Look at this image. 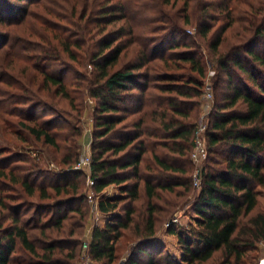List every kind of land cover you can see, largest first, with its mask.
Listing matches in <instances>:
<instances>
[{
  "label": "trees",
  "instance_id": "1",
  "mask_svg": "<svg viewBox=\"0 0 264 264\" xmlns=\"http://www.w3.org/2000/svg\"><path fill=\"white\" fill-rule=\"evenodd\" d=\"M60 2L0 0V52L28 62L12 82L0 80L10 88L0 97L12 101L21 131L59 153L62 167H28V156L0 150V264H73L82 252L90 209L85 173L72 169L80 132L58 107L80 114L84 93L95 104L88 179L99 212L111 217L92 229L88 260L115 264L125 240L133 245L124 264H251L248 254L264 241V0ZM29 22L23 59L2 27ZM55 64L64 68L50 70ZM87 64L91 72L81 74ZM209 65L207 159L191 206L195 224L183 229L199 247L168 227L177 259L159 225L192 190L189 156ZM70 71L75 82L67 83ZM110 186L118 195L101 199Z\"/></svg>",
  "mask_w": 264,
  "mask_h": 264
},
{
  "label": "rangeland",
  "instance_id": "2",
  "mask_svg": "<svg viewBox=\"0 0 264 264\" xmlns=\"http://www.w3.org/2000/svg\"><path fill=\"white\" fill-rule=\"evenodd\" d=\"M56 3L61 4V0H53ZM60 6V5H59ZM31 22L24 23L22 26L18 27L16 30L13 28H6L2 27L3 31H6L11 35V39L14 41L15 47V53L21 58H25L27 55H29L30 51H23L21 50L20 46L22 43H20V38L25 37L26 35L24 32H29L33 28ZM193 34L194 30L191 29L190 31ZM24 46V45H23ZM25 48H27L25 46ZM13 52L12 50L3 51L0 52V80L5 82V78H10L9 81L12 82V77L18 76L22 70L27 66V61H20L17 62L16 59L12 57ZM207 59V57H205ZM68 66H71V63H67ZM63 69L64 66H61L59 64H55L51 67L50 70L58 71L60 69ZM91 67L87 64L85 69L81 70V74L87 75L91 72ZM68 75H66V81L67 83H70L71 81L75 82V75L73 73L68 72ZM214 75V70L212 65H209V71L207 74V78L205 79L204 87H205V93L201 98V115L198 119L199 122H206V118L204 116L210 111L213 103V95L210 91L211 86V78ZM10 88H6L4 86L0 85L1 94L2 92H8ZM73 89V87H71ZM210 94L211 99H206V95ZM5 98L0 97V150L5 149L6 154L14 155V154H22L26 155L31 160H33L31 163H29V166H32L33 163L38 164L41 168L49 171H61L62 167L57 163L59 153H57L54 149L47 147L46 145H43L41 142L34 140L33 138L27 136V134L24 131H21L18 121L19 118H17L14 115H11L9 112L10 108H12V101ZM81 104V113L78 114L74 110H70L66 103L63 102V104H59L58 111L62 115V117L65 119L66 123H69L71 127L77 128L80 132V138L77 140V147H78V160L86 155H91V142L93 140V133H94V119H93V111H94V102L91 100V98L88 97L87 93H84L83 102ZM14 106V105H13ZM6 110V113L4 111ZM49 114V113H48ZM201 120V121H200ZM204 120V121H203ZM63 138V137H62ZM191 154V153H190ZM77 160V161H78ZM189 162L191 164V187L192 190L188 194L187 197L181 198L180 200V208H178L174 213L173 216L168 221H163L160 226V232L159 236L162 238L161 241L163 242V245L165 249L171 253L174 257L177 259L180 258V247L178 244L177 236L171 235L168 236L166 234L168 227L172 226L174 230L177 232V234H181L183 238L187 241L191 242V248L196 249L199 247V243L196 239H194L190 234L186 233L185 230L187 227L193 228V224L195 222L193 221V212L191 210L192 203L196 199L198 193L200 192V188H196L193 184L194 181V174L196 170V165L192 162L191 156H189ZM204 166V163H203ZM84 172V176L81 179L85 181L84 184V193L87 195V204L89 207V214L87 217V225L84 231V235L82 236V252L80 253L78 259L73 264H95L88 260L87 256L85 255L86 249L83 248L85 244L88 243L89 236L91 234V231L93 228H100L102 229L105 224L108 221H111V218L109 216H105L98 213V202H99V195H96L92 188L89 186V172L88 171H82ZM5 186L2 185V190H5ZM6 192V191H5ZM258 192V211H261L264 213V192L260 189L257 190ZM93 195H92V194ZM6 194V193H3ZM92 195V199H89V196ZM162 201L163 200H173V195L163 194L162 195ZM160 201H156L157 204L161 203ZM33 202H36L35 200H32ZM31 201V202H32ZM144 202V198H140V200L137 202L138 208L140 207L142 209ZM31 215V214H29ZM169 223H171L169 226H167ZM168 236V237H167ZM133 244L126 243L125 240H122L116 247V254H117V261L115 264H124L126 257L129 253V250ZM257 251L254 253L248 254V259L251 262V264H261V260L264 258V241H260L257 243Z\"/></svg>",
  "mask_w": 264,
  "mask_h": 264
},
{
  "label": "built area",
  "instance_id": "3",
  "mask_svg": "<svg viewBox=\"0 0 264 264\" xmlns=\"http://www.w3.org/2000/svg\"><path fill=\"white\" fill-rule=\"evenodd\" d=\"M206 99H211V95L207 94ZM207 128H208V124L205 121L203 123L199 122V124L197 125L194 138H193V148L190 154L192 162L196 165L194 181H193V184L196 188H200L201 186L203 163H205L207 159V142L205 138V133L207 131ZM91 163H92V159L90 155H86V156L81 157L77 161V163L73 166L72 169L73 171H83V170L85 171L86 170L90 173ZM89 186L91 188L94 186V181L91 180L90 178H89ZM92 195L89 196V199H92ZM98 213H99V210H98ZM170 224L171 223H169L167 226H169ZM83 248L87 249V244H85ZM261 264H264V258L261 260Z\"/></svg>",
  "mask_w": 264,
  "mask_h": 264
},
{
  "label": "crops",
  "instance_id": "4",
  "mask_svg": "<svg viewBox=\"0 0 264 264\" xmlns=\"http://www.w3.org/2000/svg\"><path fill=\"white\" fill-rule=\"evenodd\" d=\"M118 189L117 188H115L114 186H110V187H107L102 193H101V199H103V200H105V199H107V200H109V199H113L114 197H116L117 195H118ZM105 216H109L110 217V215H105ZM111 218V217H110ZM110 221H108L107 223H109ZM106 223V224H107ZM166 234L168 235V236H171V235H169L167 232H166ZM167 236V237H168ZM159 237V239L160 238H162L161 236H158ZM160 241H161V239H160ZM162 242V241H161ZM162 244H163V242H162ZM171 254V253H170Z\"/></svg>",
  "mask_w": 264,
  "mask_h": 264
}]
</instances>
